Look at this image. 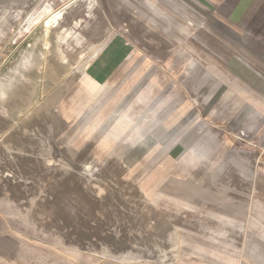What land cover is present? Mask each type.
I'll use <instances>...</instances> for the list:
<instances>
[{"label": "rangeland", "instance_id": "obj_1", "mask_svg": "<svg viewBox=\"0 0 264 264\" xmlns=\"http://www.w3.org/2000/svg\"><path fill=\"white\" fill-rule=\"evenodd\" d=\"M235 1L0 0V264H264V0ZM78 9L65 68L49 23ZM170 137L193 148L152 192Z\"/></svg>", "mask_w": 264, "mask_h": 264}, {"label": "crops", "instance_id": "obj_2", "mask_svg": "<svg viewBox=\"0 0 264 264\" xmlns=\"http://www.w3.org/2000/svg\"><path fill=\"white\" fill-rule=\"evenodd\" d=\"M251 1L253 2L254 0H237V2L235 1L234 2L235 6L233 8H231L229 10V12H227V18L229 20H231L233 23H236V16L235 15L240 10H242V8H245L246 6L250 5ZM246 56L248 57V55H246ZM248 58H250V57H248ZM245 61H246V63H248V66L245 63H242V64H245V66L247 68H249L251 71H253L256 74H258L259 76H263L264 77V75H263V73L261 72L260 69H258L254 65H251L252 64L251 61H249V62L247 60H245ZM118 65L119 64L111 65L110 69H109V73L107 74V73H105V70H103L102 67L96 69L95 64H94V67L92 69H89V77L91 79L95 80L96 83H98L100 85H106L109 82V80H111L113 78V77H111V75L114 72L115 68H117ZM110 112L111 111H109L108 114ZM189 112H190V110H187V111H185L184 114L178 116L180 118L179 120L177 119L178 122H180V120L184 116H187ZM119 114H117L115 120H118ZM123 117L124 118H121L120 122L115 121V125L116 126L114 128H117V127L120 126L121 135H120L119 139L122 141V143L125 142L127 145H129L132 149H130V154L128 155V159L126 158L127 157L126 156L127 154H126V155H124L125 158H126L125 160L122 159V161H116V162H113V163L114 164L121 163V165H125L127 171H129L130 174H133L134 173V151H133L134 150V110H131L130 113L124 114ZM105 121H106L105 126H108V125L111 124V123H109V124L107 123V121H108L107 119H105ZM176 121L167 123L168 126H171V127H169V129H171L176 124ZM186 129H187V126L185 125L184 128L180 131V134L187 133L189 130H186ZM184 141L185 142L181 144V143L177 142L176 139L173 140V138L170 137L168 142L165 144V145H169L168 146V148H169V152L168 153L161 154V153H159L160 151H158L159 155H155L151 159V161L147 160V161L143 162V163H146V164H151V163L152 164H158L157 163L158 161H156V159H162L160 167H158L156 169L152 168V171H149V170L147 171V173L149 175L147 177V179H149L148 181H150V182L146 183V185H147V188H149V190H152V192H153L156 182L157 181L160 182L159 180L163 181L166 172L168 170H170V168H171V162H174V160H176L177 158L179 160H183L184 159V158H182L183 155H180L178 157L175 155L174 152H175L176 149H178L179 147H182L183 149H185V152L187 154L193 148V147L190 146V144L188 143L187 139H185ZM172 142H174V143H172ZM180 189L183 192H186L185 190L182 189V187Z\"/></svg>", "mask_w": 264, "mask_h": 264}, {"label": "bare ground", "instance_id": "obj_3", "mask_svg": "<svg viewBox=\"0 0 264 264\" xmlns=\"http://www.w3.org/2000/svg\"><path fill=\"white\" fill-rule=\"evenodd\" d=\"M134 2V1H133ZM126 3V2H125ZM136 4V3H135ZM137 6V5H136ZM131 8V6L129 7V9ZM134 11V8H131ZM88 12L89 15L92 14V6L89 5L88 7ZM81 12V9L75 10L72 13V18L70 19V23H71V28H65L64 24L61 23L59 24L58 20L52 19L51 22L49 23V28H48V33L49 36L53 37L54 39V43L58 48L59 53H61L64 57L60 60L59 59V64H61L63 67L65 68H69L72 64H73V57L75 56V52L77 48H81L82 45L87 42V38L84 36L83 31H85V29L88 27L89 28V23L86 21L85 22V26L82 27V23L84 21V17L79 16V13ZM134 15L138 16V18L142 21H145L147 24H154V21H151L149 18L147 20V17L141 15L140 13H138V11H136V14L134 13ZM150 16V15H148ZM154 26H156V24H154ZM88 30V29H87ZM105 30V34L104 32H102V36L98 35L99 41H102V39L104 38L105 35L110 34L112 29L108 28V29H104ZM98 32V30H97ZM55 33H57L56 35H54ZM97 35V34H94ZM89 36V35H88ZM95 37V36H94ZM103 43V42H101ZM88 44V43H87ZM102 45V44H101ZM101 50V49H100ZM55 52V51H54ZM101 52V51H100ZM98 53V52H97ZM36 54V53H34ZM84 54V53H83ZM96 55V54H95ZM93 56V55H92ZM91 56V57H92ZM110 57V56H109ZM108 57L107 60H110ZM33 58V57H32ZM36 58V57H35ZM34 58V59H35ZM94 58V56H93ZM26 59V58H25ZM31 60V59H30ZM36 61V60H35ZM101 64H104L103 60L101 61ZM30 64V62L28 63V65ZM248 64V63H247ZM88 82V81H87ZM15 87V86H14ZM15 90H17L15 88ZM19 91V90H17ZM14 92V91H13ZM21 92V90H20ZM23 93V92H22ZM26 93V91H25ZM9 94V93H8ZM18 95V94H16ZM20 98V97H19ZM43 113V112H42ZM45 116H50L51 117V111H45ZM47 116V117H48ZM96 121V120H95ZM62 189V187H61ZM67 195V194H66ZM69 200V199H68ZM79 200V199H78ZM58 203V202H57ZM54 205V204H53ZM91 205V204H90ZM111 205V204H110ZM57 206V205H56ZM80 207V206H79ZM63 211H67L66 209ZM69 211V210H68ZM70 212V211H69ZM74 215V214H73ZM76 216V215H75ZM74 216V217H75ZM77 221V219H76ZM127 221V219L125 220V222Z\"/></svg>", "mask_w": 264, "mask_h": 264}]
</instances>
